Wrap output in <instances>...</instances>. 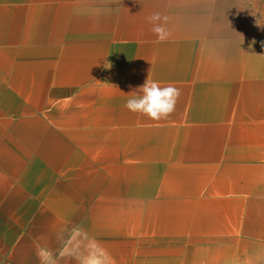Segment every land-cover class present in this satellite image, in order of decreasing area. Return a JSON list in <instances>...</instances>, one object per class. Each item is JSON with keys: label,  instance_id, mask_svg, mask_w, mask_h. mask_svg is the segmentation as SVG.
Listing matches in <instances>:
<instances>
[{"label": "crops", "instance_id": "0c3cea01", "mask_svg": "<svg viewBox=\"0 0 264 264\" xmlns=\"http://www.w3.org/2000/svg\"><path fill=\"white\" fill-rule=\"evenodd\" d=\"M0 264H264V0H0Z\"/></svg>", "mask_w": 264, "mask_h": 264}, {"label": "clouds", "instance_id": "9594fccd", "mask_svg": "<svg viewBox=\"0 0 264 264\" xmlns=\"http://www.w3.org/2000/svg\"><path fill=\"white\" fill-rule=\"evenodd\" d=\"M148 21L153 25L151 30L157 37V42H165L170 36L165 26L167 18L157 12L149 16ZM129 94L130 98L126 101L125 107L130 112L146 116L153 121H160L167 119L174 112L181 91L173 84L162 86L148 76L141 86ZM38 256L42 262H46L49 253L41 249Z\"/></svg>", "mask_w": 264, "mask_h": 264}]
</instances>
